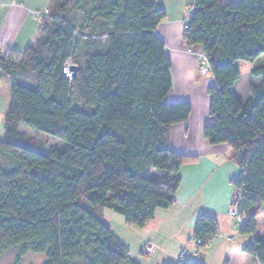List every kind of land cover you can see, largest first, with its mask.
<instances>
[{"label":"trees","instance_id":"1","mask_svg":"<svg viewBox=\"0 0 264 264\" xmlns=\"http://www.w3.org/2000/svg\"><path fill=\"white\" fill-rule=\"evenodd\" d=\"M51 1L28 47L0 53V254L17 250L15 264L27 253L42 254L43 264H137L102 210L143 227L173 205L180 168L197 160L170 149V127L191 110L164 101L171 66L155 31L165 13L155 0ZM188 7L181 41L200 48L213 79L201 136L232 151L237 232L252 235L264 213V63L251 71L259 81L243 101L234 64L264 54V0ZM67 63L74 78L64 75ZM20 125L64 140L66 149L19 144ZM217 232L215 217L200 214L192 238L204 248ZM242 251L264 264V239Z\"/></svg>","mask_w":264,"mask_h":264},{"label":"crops","instance_id":"2","mask_svg":"<svg viewBox=\"0 0 264 264\" xmlns=\"http://www.w3.org/2000/svg\"><path fill=\"white\" fill-rule=\"evenodd\" d=\"M51 2L0 0V53L7 49L24 51L35 36ZM190 2L192 0H155V7L165 13V18L158 24L155 33L164 44L171 66V88L164 101L187 102L191 110L185 122L170 127V149L197 160L180 168V185L173 205L168 209H157L153 219L134 235L139 242L138 255H132L129 246L119 239L128 248L129 259L137 264H154L153 260L148 261V257L164 248V243H159L160 235L165 237L164 240L177 239L178 244L174 246L176 250L193 249L195 242L192 230L197 216H213L218 226L217 216L230 214L229 208L234 195L232 182L240 173L232 160L233 153L230 149L225 145L211 146L201 136L202 125L207 121L209 104L206 89L213 85V79L211 75L198 74V61L202 54L200 48L192 47L188 50L181 41V32L189 16H186V9ZM3 81L4 78L0 75V124L4 114V98L1 93ZM247 95L248 89L243 93V100ZM217 236L218 232L215 238ZM145 247H149L148 252H145ZM242 249L243 247L241 251ZM164 254L172 256V253ZM199 254L200 248L191 257L199 258ZM140 258L146 259L145 262ZM210 258L211 254L205 252L198 262L207 264ZM224 263L230 264L227 259ZM236 264H247L246 257L242 256Z\"/></svg>","mask_w":264,"mask_h":264},{"label":"rangeland","instance_id":"3","mask_svg":"<svg viewBox=\"0 0 264 264\" xmlns=\"http://www.w3.org/2000/svg\"><path fill=\"white\" fill-rule=\"evenodd\" d=\"M191 11L192 9L188 7L186 9V16L189 15ZM200 58L201 55L199 56L198 61V74L200 76L210 75L209 71L206 74L200 73ZM263 63L264 54L260 55L252 62H235L234 65L240 74L239 80L235 85V93L240 101H243V93L245 90L248 89L249 85L257 84L259 81L258 78L253 77L251 75V71L254 68L262 65ZM19 131L21 133V138L18 140V143L21 145L31 147L32 149L39 150L44 153H47L51 149H56L58 151H64L66 149V142L60 138H56L42 132H38L23 125H20ZM1 137L2 136L0 135V138ZM233 209L234 206H232L231 204V207L229 208L230 214L228 213V215L225 214L217 216L218 236L217 238H215L213 243L209 244L207 248H204L203 252L201 251L203 248H200V257L196 258V256L191 257L189 255L183 258V261H201L202 257L206 252L208 255L211 254V258L209 259L210 262H206L207 264H223L226 259L229 260L230 264H236L240 261V258H242V256L246 257L247 264H256L255 259L251 255L241 251V248L246 246L253 237L264 239V213L256 218V230L252 235H240L236 231L238 225L236 224L235 219L231 215ZM102 217L106 225L112 231V233L123 243H125V245L129 246L132 255H136L139 251V242L135 239L136 236L134 235H136L137 232H140V228L132 225H126L121 215L107 208H104L102 210ZM163 238L165 239L163 235H160L159 239H161V241H159V243H164V248L162 250H158L155 255L153 254L152 256L148 257V261L153 260L154 264L177 263V260L179 259L178 254L180 248L176 250L174 246L178 244V240H164ZM144 240L147 241V238H144ZM164 252L172 253V256L165 255ZM16 255L17 250H10L0 254V264H15ZM140 259L142 261L144 258ZM145 260L146 259H144L143 261L145 262ZM43 262L44 256L42 254L27 253L20 258L18 264H43Z\"/></svg>","mask_w":264,"mask_h":264},{"label":"built area","instance_id":"4","mask_svg":"<svg viewBox=\"0 0 264 264\" xmlns=\"http://www.w3.org/2000/svg\"><path fill=\"white\" fill-rule=\"evenodd\" d=\"M48 15V10L45 11L44 16ZM185 27V26H184ZM200 73L201 74H206L208 72V67L206 64V60L205 57L201 54V58H200ZM70 63H67L65 68L63 69L64 75L68 78L71 79L72 78V72L70 71ZM231 215L233 216V218L235 219V222L238 226H240L243 223V219L242 217L237 213L236 208L234 207L233 212L231 213ZM199 241L195 242L194 248L191 250H185V249H181L179 250V254L178 257L179 259H183L187 256H192L195 255L197 250H198V246H199ZM149 251V247H145V252Z\"/></svg>","mask_w":264,"mask_h":264},{"label":"water","instance_id":"5","mask_svg":"<svg viewBox=\"0 0 264 264\" xmlns=\"http://www.w3.org/2000/svg\"><path fill=\"white\" fill-rule=\"evenodd\" d=\"M70 71L72 72V78H74L75 75H76V66L71 65V66H70Z\"/></svg>","mask_w":264,"mask_h":264}]
</instances>
